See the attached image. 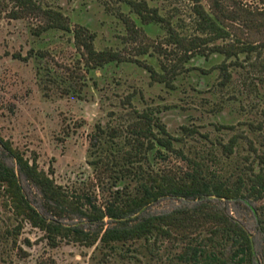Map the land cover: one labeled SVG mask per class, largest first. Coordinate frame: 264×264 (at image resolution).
I'll list each match as a JSON object with an SVG mask.
<instances>
[{"label": "rangeland", "instance_id": "1", "mask_svg": "<svg viewBox=\"0 0 264 264\" xmlns=\"http://www.w3.org/2000/svg\"><path fill=\"white\" fill-rule=\"evenodd\" d=\"M46 1L68 14L73 26L89 27L96 34L98 50L112 48L135 57L136 46L125 40L128 32L122 19V14L137 18L129 0ZM146 1L158 7L164 17L173 19L178 30L194 31L195 16L189 0ZM239 1L253 8L260 6L258 0ZM203 3L210 8L208 0ZM36 25L34 20H15L5 12L0 14V152L16 169L24 192L43 215L51 217L40 189L19 171L15 159L5 154L1 139L10 141L25 156H35L40 168L70 193H87L102 207L110 197L109 184L97 182V170L91 162L96 157L91 135L100 123L127 126L133 109L159 112L173 135H181L183 125L196 127L199 133L180 145L188 157L202 161L207 169L224 178L234 180L238 174L249 173V165L256 170L264 168V127L258 126L264 119L261 69L232 67V80L221 85L220 70L214 67L223 57L195 56L187 64L191 70L181 74L176 88H171L154 81L149 72L148 65L160 69L163 56L157 52L151 50L136 56V61L87 71L72 32L51 30L37 37L33 34ZM144 27L157 41L166 34L162 24L153 22ZM235 135V152L228 156L224 145ZM116 139L120 143L117 148L122 149L125 136ZM164 165L185 169L188 163L181 156L171 155L157 161V167ZM199 202L200 199L167 196L139 216L169 213ZM216 202L249 231L255 264H264V234L257 209L264 200L234 198ZM61 221L92 232L112 225L109 218L93 222L74 216ZM18 223L0 194V264H103L101 250L96 246L63 240L53 247L41 230L25 223L17 231ZM127 255H116L110 264L153 263L146 256L136 258L131 252Z\"/></svg>", "mask_w": 264, "mask_h": 264}, {"label": "trees", "instance_id": "2", "mask_svg": "<svg viewBox=\"0 0 264 264\" xmlns=\"http://www.w3.org/2000/svg\"><path fill=\"white\" fill-rule=\"evenodd\" d=\"M189 1L193 4L195 27L193 32L183 33L158 7L146 0H129L137 18L122 14V19L128 32L125 40L136 46L135 57L112 48L98 50L96 34L89 27L73 26L68 14L46 0H0V14L5 12L15 20H34L37 25L33 34L37 37L51 30L72 32L87 71L103 69L111 63L136 61V56L152 50L163 59L160 69L148 65L151 77L171 88H176L181 74L191 70L187 64L195 56L223 57L214 67L220 70L221 85L232 80V67L250 66L264 72V0H258L260 6L256 8L239 0H208L209 9L203 0ZM153 22L166 29L160 41L144 27ZM40 54L44 56L41 51ZM108 126L100 123L91 135V146L96 152L91 162L97 170V182L109 184L110 197L103 207L87 193H70L40 168L35 156L27 157L10 141L1 139L5 154L14 158L19 171L40 189L46 211L51 215H43L33 205L16 169L0 152V194L5 207L19 222L17 231L29 223L41 230L53 247L63 240L96 246L101 250L103 264H110L118 254L127 258L129 252L136 258L149 257L152 264H255L251 234L216 200H264V168L256 170L249 165L250 172L238 174L234 180L207 169L202 161L188 157L180 145L198 134V129L183 125L181 135H173L154 109H133L127 126ZM258 126L264 127V119ZM121 136L125 139L122 149H118L120 143L116 138ZM237 142L235 135L224 145L228 156L235 152ZM103 150L107 153L103 154ZM171 155L187 159V168L156 166L157 161H165ZM167 196L200 202L169 213L139 216L152 203ZM257 209L264 234V203ZM74 216L93 222L109 218L112 225L105 229L100 226L92 232L61 221Z\"/></svg>", "mask_w": 264, "mask_h": 264}]
</instances>
